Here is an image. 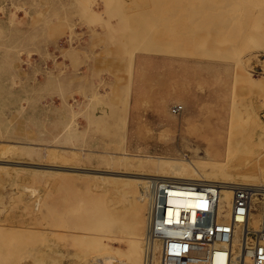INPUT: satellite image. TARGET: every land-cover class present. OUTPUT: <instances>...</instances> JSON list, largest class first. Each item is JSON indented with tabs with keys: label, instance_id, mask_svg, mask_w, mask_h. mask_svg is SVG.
<instances>
[{
	"label": "rangeland",
	"instance_id": "rangeland-1",
	"mask_svg": "<svg viewBox=\"0 0 264 264\" xmlns=\"http://www.w3.org/2000/svg\"><path fill=\"white\" fill-rule=\"evenodd\" d=\"M126 152L264 182V0H0V261L62 264L48 207L65 174L71 192L145 214L146 233L150 186L113 173H173ZM80 249L72 264H103Z\"/></svg>",
	"mask_w": 264,
	"mask_h": 264
},
{
	"label": "bare ground",
	"instance_id": "bare-ground-1",
	"mask_svg": "<svg viewBox=\"0 0 264 264\" xmlns=\"http://www.w3.org/2000/svg\"><path fill=\"white\" fill-rule=\"evenodd\" d=\"M177 2H179V1H177ZM189 2H190V0H189ZM92 11L95 12L94 9ZM174 33H175V31H174ZM186 35L189 36V34H186ZM159 38H161V37H159ZM155 39H156V37H155ZM190 39L188 41H190ZM186 43H188V42L186 41ZM161 44H162V42H161ZM161 49H163V48H161ZM187 50H189V49H187ZM182 108H181V106H175L173 108V112L177 113ZM125 154H126V156L127 155L138 156L139 157L138 165H140V166L147 167V168L150 167V169L155 170V171H157L156 169H158V168H168L173 173V175H171V176L167 175L166 176L167 178L164 177L163 175L156 174V173L155 174H150V173H133V174L132 173L131 174L113 173V174H119V175H124V176H132L135 181H137L138 183H140L142 186H145V187H147V186L151 187V183L154 180H169V181H175V182H181V183H212V182L222 183L224 187H223V190L221 191L220 200H219V205H220V209L222 212L221 219L228 220L230 218L231 206H232V191L230 189V186L233 183H240V182H238L236 180L237 178L235 177V175H230L229 173L222 172L224 170V168H223L224 163L221 165L217 164V163L211 164L212 167H214V170H216V169L222 170V171H218V172H221V174H222L221 177L223 180L214 181L211 178L213 175L211 176L209 173L200 172L199 170H197V168L194 164V161L191 159L189 161L182 162V159H179V158L163 157V156H159V155H150V154H144V153H127V152ZM176 160H179V161L181 160V161L179 162ZM215 162H217V161H215ZM53 168H55V166ZM56 168L65 169V170L66 169L76 170V172L78 170L75 167L74 168H67V167H60L59 166ZM88 171H90V170H88ZM113 172H114V170H113ZM109 173H111V172H109ZM62 176H63V181H64L63 188H64L65 192L63 195H61V197L59 196L60 198L58 200V203H59L58 206L55 205V203H52L48 207L49 212L52 214L55 213L56 217H57L56 231L55 230L54 231L49 230V231L55 233L59 239L58 240L59 245H58V248L56 251L58 258L61 257L65 264H72V262H74V259L76 260V257L78 255H80L79 252L80 253L82 252V251H80L81 250L80 247L91 245L94 247H98L99 251L102 252L101 253L102 257L99 259L101 260V263H103V264L113 263V261H112L113 258H115V260H117L119 262V264H123L124 262L122 263V261H128L129 264H155V262L158 261V264H160V262H161V259H160L161 243L159 240L152 238V232H153V229L155 226L153 224V218H152L153 215H152V190H151V188H150L149 194L146 193L145 190H141V200H143V201L148 200V203H149L148 204L149 205L148 215H147V220H148V222H147L148 226L147 227H148V229L145 233L144 227H143L144 222H145L144 221L145 220V214L143 215L142 213H140L138 211L139 213L134 212V213H131L129 215L128 209L123 208V210H117L115 208L107 207L104 205L103 202L97 200L96 198L92 199L88 196H84L83 195L84 191H82L83 193H81L80 189H76L77 190L76 192H71V185L76 178L73 177L74 175H68V174H65ZM258 177H259V174H256V175H252V176H245L243 179H244V181H249L248 183H250V184L255 183V182H262V179H260ZM118 179L124 181L123 179H120V178H118ZM127 181H129V179H125V182H127ZM148 181H151L150 185L147 184ZM73 185H74V183H73ZM165 195H166L165 201L169 205L170 204L171 205H184V206L195 208V207H204L207 203L206 199L202 198L200 196V194H198L197 192L179 189L176 185L167 186L166 191H165ZM40 200L41 199H37V201L35 203V206L37 207V209L38 208L41 209ZM224 204H226V207L223 206ZM133 207H134V205H133ZM129 208H130V206H129ZM137 208H141V207H137ZM27 209H30V208H27ZM257 218L258 217L254 216L255 221L258 220ZM22 221L20 223H23ZM0 229H4V225H3V227L0 226ZM6 229H8V228H5V230ZM12 230H13V228L9 229L8 231H12ZM106 230L112 231V232L113 231L114 232H120L122 234L124 233L125 235H123L121 237H118L115 235H111V236L106 235V234H104L106 232L103 233V231H106ZM23 232H25V231H23ZM10 234L12 235V233H10ZM4 238L5 237L0 236V257L3 256V251L6 249V247L9 246V245L8 246L5 245L7 243H5L6 241ZM115 242L118 243L119 245H115L114 244ZM9 244H11V243H9ZM36 256L37 255H35L34 256L35 258L30 260L29 263L26 260L25 262H27V263L20 262L19 264H41L44 260V254L38 255L37 257ZM25 257H26V255H25ZM120 257H124L125 259L120 261L119 260ZM30 258H31V256H30ZM63 262L61 261L62 264H63ZM0 264H4V263H2L0 261ZM217 264H220V263H217Z\"/></svg>",
	"mask_w": 264,
	"mask_h": 264
},
{
	"label": "built area",
	"instance_id": "built-area-1",
	"mask_svg": "<svg viewBox=\"0 0 264 264\" xmlns=\"http://www.w3.org/2000/svg\"><path fill=\"white\" fill-rule=\"evenodd\" d=\"M170 185L197 192L206 205L167 204L165 191ZM223 187L219 182L152 181V238L161 243L160 264H264V182L230 186L228 220L221 219Z\"/></svg>",
	"mask_w": 264,
	"mask_h": 264
}]
</instances>
